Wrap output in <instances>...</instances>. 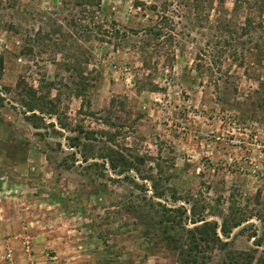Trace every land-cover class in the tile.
<instances>
[{"label": "rangeland", "instance_id": "1", "mask_svg": "<svg viewBox=\"0 0 264 264\" xmlns=\"http://www.w3.org/2000/svg\"><path fill=\"white\" fill-rule=\"evenodd\" d=\"M232 5L223 15L239 31L247 7ZM156 14L167 18L159 36ZM214 16L187 0H0V264H188L161 226L187 232L130 206L142 191L106 163L86 167L104 144L159 173L161 202L189 208L192 197L216 222L225 250L206 247L196 264L264 255V87L230 57L255 43L264 52V27L234 41ZM69 137L94 155L82 161ZM129 173L148 196L149 181ZM225 219L239 223L222 236Z\"/></svg>", "mask_w": 264, "mask_h": 264}, {"label": "trees", "instance_id": "2", "mask_svg": "<svg viewBox=\"0 0 264 264\" xmlns=\"http://www.w3.org/2000/svg\"><path fill=\"white\" fill-rule=\"evenodd\" d=\"M192 4L193 9L195 10H205L210 9L214 10V18L212 19L216 23V27L220 31H225L228 35L231 36V39L237 41L239 37L245 35L250 39V33L255 31L259 27H264V18L261 15L263 1L264 0H233V5L231 7V11L235 14L238 9L242 6L241 4L244 2L248 11L243 17L242 22L239 24V31L235 29V24L232 23L231 20L225 18L223 14H225V9L223 7L224 0H187ZM142 4V3H141ZM143 5V4H142ZM149 10L154 11L155 6L152 4L147 7ZM255 9V10H254ZM220 13V14H219ZM158 27H152L151 31L154 36H159L162 33V25L166 23L165 15H158ZM233 27V28H232ZM166 36H170L167 34ZM264 52L261 49V46L258 43H255V46H248L245 50H232L230 57L236 61L237 66L243 67L244 72L247 75L254 77V80L258 85L264 87V79L261 78L259 70L262 69V60L264 56H262ZM37 107V103L30 104L27 107L28 110L32 111ZM40 113H42L41 108H36ZM30 115H34L32 112ZM30 119V118H26ZM39 121L42 118H36ZM71 140V146L82 147L81 158L82 161H86L88 157H92V152L87 157L84 154V150L87 146L85 143L79 142L77 137H69ZM90 149V148H89ZM92 150V149H91ZM96 156L101 159V163L96 161L89 162L86 164V167L92 168L100 164L104 166L107 164V168L111 170L112 173L116 175H122V178L128 180V183L132 185V187L138 191H142L143 196H134L130 198L129 205L134 209H143L149 208L153 209L159 215L158 223L161 224L163 222L169 223V228L171 230L177 231L182 230L187 232V235L184 236L183 239H176V237L171 236L168 233L167 226L163 224L162 234L164 243L167 246H170L171 249H178V253H182L184 250L187 251L188 264H196L199 257H201V253L206 247H216L220 250H225L226 241H222L219 235L216 232V222L214 220H204L202 216H200V209L197 206L196 199L191 197V200H186L184 203L189 204V208H186L183 204H170L167 205L165 202H161L165 195V186L160 184L159 173L156 175L153 174H140V165H142V158L136 156L134 154H129L121 149L116 147H112L109 144H104L103 147L100 148V152L96 154ZM106 169V168H104ZM133 172L134 175L140 180L149 181V191L150 194L148 196L145 195L147 188L144 187V183H138L133 175L129 172ZM163 200V199H162ZM177 200V197L172 193V202L174 203ZM205 207V206H202ZM186 220L189 223L193 224L191 227H185ZM199 222V223H198ZM239 223V219H231L230 224H226V219L222 221L219 225L220 235L226 236L229 232L230 227H234ZM140 232L142 237L146 241L145 248L149 253H155L159 251L157 249V245L153 240L154 231L152 228H149L148 225H144V228L141 229ZM260 240L255 243V246L260 245ZM173 244L174 246H172ZM226 256L232 263L236 264H264V255H258L254 257L253 252L245 251V252H232L227 251ZM199 264H202L200 262Z\"/></svg>", "mask_w": 264, "mask_h": 264}, {"label": "built area", "instance_id": "3", "mask_svg": "<svg viewBox=\"0 0 264 264\" xmlns=\"http://www.w3.org/2000/svg\"><path fill=\"white\" fill-rule=\"evenodd\" d=\"M6 257H9V253H6Z\"/></svg>", "mask_w": 264, "mask_h": 264}]
</instances>
